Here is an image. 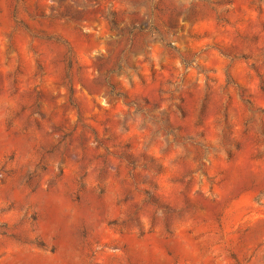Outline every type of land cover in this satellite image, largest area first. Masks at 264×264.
Listing matches in <instances>:
<instances>
[{"label":"rangeland","instance_id":"374dc122","mask_svg":"<svg viewBox=\"0 0 264 264\" xmlns=\"http://www.w3.org/2000/svg\"><path fill=\"white\" fill-rule=\"evenodd\" d=\"M0 264H264V0H0Z\"/></svg>","mask_w":264,"mask_h":264}]
</instances>
